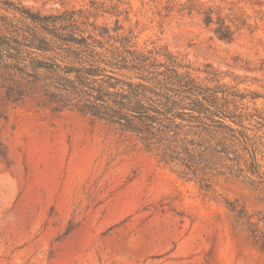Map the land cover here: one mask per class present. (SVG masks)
I'll list each match as a JSON object with an SVG mask.
<instances>
[{
	"label": "rangeland",
	"instance_id": "1",
	"mask_svg": "<svg viewBox=\"0 0 264 264\" xmlns=\"http://www.w3.org/2000/svg\"><path fill=\"white\" fill-rule=\"evenodd\" d=\"M130 1L142 10L141 0ZM25 2L46 12L84 0ZM143 13L133 18L141 22L140 46L164 43L197 66L240 74L234 58L264 59L262 24L227 41L197 16ZM259 149L262 177L240 150L238 160L213 158L209 188H202L135 136L76 111L53 112L34 98L14 104L0 87V264H264L250 223L264 220Z\"/></svg>",
	"mask_w": 264,
	"mask_h": 264
},
{
	"label": "trees",
	"instance_id": "2",
	"mask_svg": "<svg viewBox=\"0 0 264 264\" xmlns=\"http://www.w3.org/2000/svg\"><path fill=\"white\" fill-rule=\"evenodd\" d=\"M141 3L135 11L130 0H84L45 12L25 0H0L5 99L34 98L53 112L104 121L135 136L160 162L183 167L202 188H209L205 173L213 158L238 160L244 158L240 150L250 155L249 171L262 177L257 125L264 127V77L252 74L264 71V59L258 65L234 58L246 74L197 66L164 43L140 46L141 22L133 18L144 11L162 19L197 16L219 39L233 41L264 25V1ZM262 221L250 223L253 242L264 252Z\"/></svg>",
	"mask_w": 264,
	"mask_h": 264
}]
</instances>
